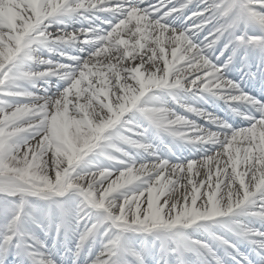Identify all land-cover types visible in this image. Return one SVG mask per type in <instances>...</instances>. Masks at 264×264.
I'll use <instances>...</instances> for the list:
<instances>
[{"label":"snow or ice","instance_id":"6c2138e0","mask_svg":"<svg viewBox=\"0 0 264 264\" xmlns=\"http://www.w3.org/2000/svg\"><path fill=\"white\" fill-rule=\"evenodd\" d=\"M146 2L0 0V264H264V0Z\"/></svg>","mask_w":264,"mask_h":264},{"label":"bare ground","instance_id":"6f19581e","mask_svg":"<svg viewBox=\"0 0 264 264\" xmlns=\"http://www.w3.org/2000/svg\"><path fill=\"white\" fill-rule=\"evenodd\" d=\"M154 2H155L154 0H147V2L144 4V7L145 8L150 7L151 5L154 4ZM193 8L194 7H192V9ZM188 26H190V24ZM125 38H127V37H125ZM169 52H170V50H169ZM53 89L55 90V88H53ZM211 105H213V104H211ZM214 106L215 105H213V107ZM216 106L219 107L218 105H216ZM216 106H215V108H216ZM168 146L171 147L172 146V143H170ZM156 147H158V149L160 150V153L162 154L163 158H168L170 161H176V162H172V163H179L181 159H183V158H191L192 156H193V159L200 160L201 159L200 156L203 154V153H201V154H194V153L188 151L187 149H180V148L173 147V152L175 153V155H173V153L168 152V148L167 147L160 146V142H158L156 144ZM177 157H179L180 159H177ZM140 162L141 163H151V158H148L146 160H141ZM213 166H215V165H213ZM203 178H206V177L202 175L201 177H198L197 179H203ZM182 183H186V180L185 181H182ZM183 191H184L183 189H180L179 190L180 193H183ZM97 252H99V249H97ZM85 255H87V254H85ZM81 264H85V261L82 260L81 261Z\"/></svg>","mask_w":264,"mask_h":264},{"label":"rangeland","instance_id":"374dc122","mask_svg":"<svg viewBox=\"0 0 264 264\" xmlns=\"http://www.w3.org/2000/svg\"><path fill=\"white\" fill-rule=\"evenodd\" d=\"M156 2L155 3H157V1L158 0H155ZM195 10H197L196 8H194V11ZM188 15H191V12H188ZM78 27H80V24L78 23ZM102 27H106V26H104V25H101ZM191 26V25H190ZM52 31H55V29H52ZM67 31H69V29L67 30ZM81 39H83V37H81ZM53 84H55V81L53 82ZM54 90V89H53ZM55 91V90H54ZM42 94V93H41ZM194 106H197L198 107V105H194ZM176 107V109H177V111L180 113V114H185L184 113V110L183 109H180L178 106H175ZM203 107V106H202ZM212 113V112H211ZM214 115V114H213ZM187 116H188V118L189 119H192V120H194L197 124H200V125H202V126H204V127H208V128H211V130H213V131H215L216 130V128H215V126H213V125H209L205 120H203L202 118H200V117H197V116H194V115H192V114H187ZM216 151V149H213L209 154H213L214 152ZM203 155V154H202ZM201 155V156H202ZM200 156V157H201ZM187 159H193V156L191 157V158H183V162L186 164V161H187ZM139 163H141L140 161H138V164H137V166H139ZM213 167H215V166H213ZM9 264H12V261L10 260L9 261Z\"/></svg>","mask_w":264,"mask_h":264}]
</instances>
